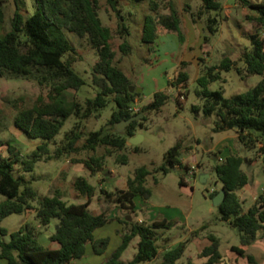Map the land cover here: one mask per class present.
I'll return each instance as SVG.
<instances>
[{
  "label": "trees",
  "instance_id": "obj_1",
  "mask_svg": "<svg viewBox=\"0 0 264 264\" xmlns=\"http://www.w3.org/2000/svg\"><path fill=\"white\" fill-rule=\"evenodd\" d=\"M201 1L199 16L210 10H223L222 0ZM241 1L256 11V14L247 16L254 23L255 29L250 34L252 47L245 49L240 58L245 64L244 75L264 74V34L261 33L264 30V1ZM15 3L11 28L6 30L4 0H0V76L34 79L49 90L46 95H39L32 105L17 108L15 125L30 137L42 139V142L30 154L24 155L18 147L7 141L8 155L0 156V193L7 197L0 202V222L11 214H20L31 209H34L40 223L45 226L57 218L59 224L50 239L58 242L59 247L50 248L44 245L40 241L38 227L27 222L11 233L9 241L1 238L8 231L5 228L0 229V259L6 260L7 264H73L74 260L86 254L88 243H92L98 253L104 250L107 243V239L98 240L94 237L95 230L110 220L108 212L94 213L90 209L96 187L87 177L80 175L75 179V187L80 194L88 196L87 201L68 203L63 199L61 188H56L52 194L40 198L36 189L25 183L22 177L14 175V167L20 164L25 171H31L40 160L69 154H84L85 156L76 157L73 161L83 163L93 174L101 171L106 158L115 154L118 163H127L129 156L125 150L130 138L137 134L138 126L144 127L146 113L161 110L168 102L170 94L159 90L149 104L141 107L139 112H133L132 108L141 92L137 89L131 90V78L115 61L116 52L111 43L114 32L101 17V0H34V11L30 15H26L28 10L25 0H15ZM106 3L122 20L118 31L125 39L119 47L123 54L129 55L132 53V45L126 36L130 35V30L121 13L120 0H106ZM159 7L157 0H150L151 12L145 16L142 41L150 45L156 42L160 35V26H163L176 32L183 42L185 35L181 27L182 16L179 8L171 2L168 16H160ZM193 19L196 21L194 15ZM217 24V16L209 18L211 32L217 30ZM66 30L87 38L99 55L93 66V83L98 91L95 96L84 100L76 97L86 80L74 68L77 49L66 36ZM235 65L236 60L224 57L219 64L206 68L197 79V91L204 98V104L195 105L194 109L198 112L203 109L207 116L215 113V130H235L239 141L247 149L255 150L264 162V78L250 89L230 97H225L221 89L213 90L209 87L212 82L222 78L225 70L235 67L243 74V69ZM187 78L186 72H180L171 84L177 86ZM71 89L75 91L72 98L66 94ZM111 101H114L115 108L107 125L86 131L84 121L100 115ZM141 112L144 113L141 119L133 120L124 132L117 131L118 122ZM2 115L3 109L0 107V120ZM72 117L77 118L75 124L65 131L58 144L57 136ZM52 142L57 145L54 152L50 150ZM185 148L184 142L179 140L166 152L165 163L160 166L163 173H168L177 165L187 167L182 161ZM138 150L136 146L135 151ZM244 161L243 156L232 153L213 166L222 181V188L226 190V197L218 207L222 220L230 222L242 233V245H232L230 249L247 257L249 264H258L255 256L248 253V246L258 237H264V196L257 198L248 211L243 210L238 191L249 183V176L242 168ZM151 174L150 168L142 165L128 178L126 188H117L114 191L103 189V192L107 200L121 208L135 210L136 196L148 199L151 195V189L147 186ZM185 182L182 177L180 183L183 185ZM217 193L218 191L213 194ZM36 200L38 205L34 204ZM119 219L128 230L123 233L122 240L111 257L103 264H122L123 253L136 237L140 238L137 252L126 264L154 261L159 255L156 230L168 228L172 222L166 218L154 220L152 223ZM194 233H198V230ZM209 239L210 243L200 254L208 258V264H214L222 259L220 238L210 234ZM100 244H103V248ZM187 245L188 240L181 241L175 248L166 250L162 260L155 264H180L178 261L185 255ZM190 264L193 263L190 261Z\"/></svg>",
  "mask_w": 264,
  "mask_h": 264
},
{
  "label": "rangeland",
  "instance_id": "obj_2",
  "mask_svg": "<svg viewBox=\"0 0 264 264\" xmlns=\"http://www.w3.org/2000/svg\"><path fill=\"white\" fill-rule=\"evenodd\" d=\"M160 4V16H168L170 3H174L182 16L181 27L185 40L181 42L176 32L169 31L160 26V35L153 44L142 41L145 16L151 12L150 0H120L121 13L125 24L129 26L130 35L126 36L132 45V53L127 55L120 51V44L125 37L119 33L120 16L101 0L100 14L104 23L114 32L111 39L112 47L116 52L115 61L129 75L134 89H140L134 107L140 111L141 107L149 104L154 99L155 92L165 90L170 94L168 102L159 111H148L144 127H137L138 138L136 144L128 142L125 152L129 156L127 163H118L117 156L106 158L101 171L93 174L83 163L74 162V158L83 155L69 154L59 158L40 160L36 162L31 171H25L20 164L14 167V175L22 177L25 183L30 184L38 191L42 198L50 195L56 188L63 191V199L68 203H81L88 199L75 187L77 176H85L96 187L92 196L90 209L94 213L108 212L110 220L94 232L95 239H107L104 250L98 253L92 243H88L86 254L74 260L73 264H103L108 260L122 240L123 233L128 228L119 218L145 221L152 223L154 220L166 218L172 225L168 228L156 230V243L159 246V255L154 261L139 262L138 264H155L162 260L166 250L175 248L181 241L188 240L187 252L178 261L180 264H208L205 258L196 255L198 247L203 249L209 242V235L215 234L220 238V252L222 259L214 264H237L244 257L237 252H231L232 245H242V233L230 222L222 220L219 207L214 204L211 191H221L222 181L217 176L213 166L221 162L229 154L237 153L245 158L243 170L249 176L248 185L239 191L243 194V210L255 203L254 196H264V162L255 150H249L237 138L235 130L217 132L215 121L217 115H205L203 109L199 112L195 105L202 106L204 98L199 95L197 79L207 67L219 64L224 57L237 61L243 69V74L233 67L222 72V78L212 82L210 88L221 89L225 97L235 93L244 92L257 85L264 74L244 75V61L240 59L245 49L252 47L250 34L254 31V23L247 18L256 11L242 3L241 0H222V11L210 10L199 16L201 0H157ZM263 2L264 0H251ZM28 13L34 11V0H25ZM6 14L5 28H11V20L16 10L15 0H4ZM193 15L196 21L193 19ZM218 18L217 30L211 32L209 18ZM264 34V30L261 31ZM66 36L77 49L75 70L86 80V84L77 92L76 97L84 100L97 94L98 87L93 83V66L98 61L97 50L93 49L87 38H82L74 32L66 30ZM180 72H186L188 78L185 82L174 86L171 82L178 78ZM49 88L40 86L34 79L11 78L0 76V107L3 115L0 120V156H7V141L18 147L22 154H30L38 144L40 138H32L15 125L14 118L17 108L32 105L39 95H46ZM184 93L185 99H180ZM72 98L74 90L66 91ZM114 101L103 109L98 116H93L84 121V129L97 130L107 125L111 118ZM138 118L137 120L141 119ZM77 118L68 119L60 134L57 143L61 142L65 131L71 129ZM127 127V125H126ZM125 127V129H126ZM125 129L122 131L124 132ZM179 140L185 144L182 152V161L187 164H198L199 174L195 178L187 175L184 169L172 168L168 173H163L160 166L165 163L166 152ZM82 143V142H81ZM56 143H50V150L54 152ZM139 150L136 152L135 147ZM250 158V161H248ZM142 165L150 168L147 186L151 189L148 199L138 195L134 198L135 210L124 209L113 201L107 200L103 189L114 191L117 188H126L127 180L134 175L136 169ZM207 173L209 177L202 182L200 174ZM182 177L187 183L181 184ZM157 178V181L155 180ZM24 184L22 185V189ZM7 197L0 193V202ZM38 205V200L34 202ZM30 222L38 227L40 241L50 248H58L59 243L52 241L50 236L55 233L59 219L55 218L47 226L40 223L34 209L24 213H14L0 222V229L5 228L8 234L1 238L10 240L12 232L23 224ZM198 230V233L194 231ZM140 238L132 240L127 250L123 253L122 264L132 260L137 252ZM191 243V244H190ZM208 245V244H207ZM103 248V244H100ZM248 253L257 257V262H264V237L249 245ZM0 264H7L0 259ZM249 264V262H248Z\"/></svg>",
  "mask_w": 264,
  "mask_h": 264
},
{
  "label": "water",
  "instance_id": "obj_3",
  "mask_svg": "<svg viewBox=\"0 0 264 264\" xmlns=\"http://www.w3.org/2000/svg\"><path fill=\"white\" fill-rule=\"evenodd\" d=\"M131 90H134V86L133 85H131ZM138 91H140V89H138ZM143 115H144V113L141 112L139 114H136V115L132 116L129 119L122 120V121L118 122L117 125H116L117 126V131L118 132H122L125 129L126 125L130 124L133 120H136V119L142 117ZM137 138H138V135L132 136L130 138L129 142L136 144L137 142H139L137 140ZM208 177H209V174H207V173L200 174V179H201L202 182H206ZM225 197H226V190L224 188H222L221 191H219L214 196V204L216 206H219L224 201Z\"/></svg>",
  "mask_w": 264,
  "mask_h": 264
},
{
  "label": "built area",
  "instance_id": "obj_4",
  "mask_svg": "<svg viewBox=\"0 0 264 264\" xmlns=\"http://www.w3.org/2000/svg\"><path fill=\"white\" fill-rule=\"evenodd\" d=\"M180 99H185V97H184V93H181L180 94ZM132 110H133V112H137L138 111V108H136V107H133L132 108ZM184 163V162H183ZM185 164V163H184ZM187 165V164H186ZM199 166H198V164L197 163H195V164H191V165H187V167H182L181 165H177V167L176 168H180V169H184V171H185V173L188 175H193V176H195V178L198 176V174H199V168H198ZM184 179L186 180V178L184 177ZM212 193H215L216 192V190L215 189H212V191H211Z\"/></svg>",
  "mask_w": 264,
  "mask_h": 264
},
{
  "label": "crops",
  "instance_id": "obj_5",
  "mask_svg": "<svg viewBox=\"0 0 264 264\" xmlns=\"http://www.w3.org/2000/svg\"><path fill=\"white\" fill-rule=\"evenodd\" d=\"M229 155H230V154H229ZM185 181H186V180H185ZM186 183H187V181L185 182V184H186ZM246 186H247V185H246ZM246 186H245V187H246ZM245 187H244V188H245ZM244 188H243V189H244ZM239 191H240V190H239ZM239 191H238V193H239ZM239 195H240V197H241V199H242L244 193H243V194H240V193H239ZM257 198H258V196L255 195V196H254V199L256 200ZM119 244H120V243H119ZM119 244H118V245H119ZM190 244H191V243H190ZM207 244H209V242L205 243V246H207ZM187 249H188V248H187ZM187 249H186V252H187ZM248 249H249V246H248ZM201 250H202V249H201ZM201 250H200V248L198 247V251L196 252V255H197V257H199V258H205V260H204L203 262L206 261L205 263H207L208 258H207V257H204V256H201V254H200V253H201ZM230 251H231V252H234V251H232V250H230ZM253 255H254V254H253ZM254 256H255V258H256V260H257L256 255H254ZM239 259H240V257L236 255V260H235V261H236L237 264H248V262L246 261V259H245L244 257H241L242 262H239V261H238ZM258 264H264V262H261V263H258Z\"/></svg>",
  "mask_w": 264,
  "mask_h": 264
}]
</instances>
